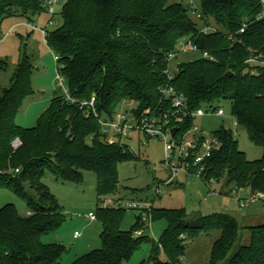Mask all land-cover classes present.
Wrapping results in <instances>:
<instances>
[{
  "label": "trees",
  "instance_id": "obj_1",
  "mask_svg": "<svg viewBox=\"0 0 264 264\" xmlns=\"http://www.w3.org/2000/svg\"><path fill=\"white\" fill-rule=\"evenodd\" d=\"M198 1L193 16L194 6L175 0H66L62 24L47 30L48 45L60 58L57 69L74 98L96 97L99 116L112 118L126 99L136 102L139 113L173 110L172 98L164 92L171 87L185 97L190 113L230 102L239 126L264 150V0ZM44 5L42 0H0V28L5 18L33 15ZM207 26L214 30L202 31ZM181 40L193 41L201 56L180 63L170 78L168 55ZM2 66H8L5 60H0ZM34 73L24 55L10 86H0V190L20 196L28 210L23 215L13 203L0 209V264H58L66 250L44 240L65 220L64 208L43 180L46 171L74 182L82 181L84 171H94L98 194L104 196L119 187V164L135 158L127 145L102 135L98 117L86 115L85 108L62 94L54 96L34 127L18 125L23 102L35 93ZM194 122L186 117L178 124L179 134L188 133ZM213 136L220 144L204 162L205 182L224 179L226 193L242 187L264 193V156L249 160L225 126ZM125 212L99 207L103 245L72 264H123L144 243L151 244V251L140 264H182L186 241L213 231L220 234L207 264H264V223L249 227L251 240L244 245L241 229L246 227L238 216L214 212L190 221L183 209L153 208L152 220H167L155 240L146 232L135 235L143 227L140 216L131 230L122 229Z\"/></svg>",
  "mask_w": 264,
  "mask_h": 264
},
{
  "label": "rangeland",
  "instance_id": "obj_2",
  "mask_svg": "<svg viewBox=\"0 0 264 264\" xmlns=\"http://www.w3.org/2000/svg\"><path fill=\"white\" fill-rule=\"evenodd\" d=\"M175 1H182L185 4L191 2V0ZM194 1L199 8V1ZM65 2L66 0L56 2L54 16L49 13V7L44 5L36 14L29 16L16 14L5 18L2 22L0 60H5L8 66L0 68V86H10L11 76L24 55L28 56L35 68L33 77L35 93L26 98L16 118L17 124L22 127H34L39 117L50 107L54 96L62 94V89L57 84L58 69L55 52L45 43L41 30L46 29L50 32L62 24L61 11ZM52 17L54 20L50 22ZM199 25L203 24L199 22ZM200 56L201 53L197 50L180 52L170 61L169 69L175 74L180 63L194 61ZM131 106H136V102L126 99L118 106L116 115ZM221 106L225 110V116L209 114L196 118L193 128L186 134L187 140L201 134L212 138L213 131L225 126L234 132L239 148L247 154L249 160L263 158V148L250 140L247 130L242 126L235 128L230 102L224 101ZM196 127L199 129H195ZM101 132L109 142L114 140L113 133L105 132L103 128ZM117 141L127 145L135 158L124 160L119 164V187L113 194L99 196L98 179L94 171H84L80 182L57 180L50 171L45 173L44 182L65 211L63 225L55 233L44 238L46 242H58L65 246L66 250L58 264H72L77 258L102 247L103 223L99 218L91 219L90 213L98 216L99 207H104L105 202L111 199L128 198L136 202H148L157 209H183L190 221L214 212L233 214L238 216L241 224L246 227L241 229L240 243L244 245L249 244L251 240L249 227L264 223V215L257 219L250 218L252 217L250 214L257 210L256 207L264 206L263 203L239 206L236 194L225 192L228 190L224 186V179L209 184L203 177L198 176L200 170L196 167L192 168L193 174L181 172L172 184L160 182L168 178V173L163 167L165 145L162 140L147 139L137 133L131 137H119ZM158 188L159 192H157ZM8 203L15 204L21 214L28 213L27 205L20 196L10 190H0V209ZM139 216H141L139 209H127L122 229L131 230ZM140 222L143 227L138 230H145V234L155 240L161 238L167 227V220L164 218L148 219L145 224ZM75 232H79L80 237L76 238ZM136 232L137 230L135 234ZM219 234V231L203 232L197 237L188 239L182 264H207L212 245ZM150 251L151 244L144 243L133 257L123 264H140L148 259ZM164 258L165 255L162 254V259Z\"/></svg>",
  "mask_w": 264,
  "mask_h": 264
},
{
  "label": "built area",
  "instance_id": "obj_3",
  "mask_svg": "<svg viewBox=\"0 0 264 264\" xmlns=\"http://www.w3.org/2000/svg\"><path fill=\"white\" fill-rule=\"evenodd\" d=\"M44 4L49 7V13L55 15L54 5L58 0H42ZM190 4L194 6L192 8L193 14H196L197 8H195L196 3L191 0ZM214 30L213 27H204L202 31ZM42 34L44 36L45 43L47 41V30L42 29ZM244 31V28L242 29ZM197 50L196 44L191 40H181L175 51L168 55V60L176 58L180 52H189ZM205 57H209L207 53L204 54ZM213 59V57H210ZM59 56L55 54V61L57 65L59 64ZM167 75L171 78L173 73L170 69L166 71ZM58 86L62 89V95L71 104H78L81 108H85V114L90 115L93 113L96 117L100 119L101 127L105 132H111L114 134V140L110 142H116L119 137H131L135 134L143 135L147 139H160L165 145V158L163 161V167L168 173V178L163 180L164 184H172L181 172L188 174L192 173L193 167L200 166V173L198 176L202 175L204 169L205 160L210 157L212 151L219 147V141L214 136L212 138L206 135L192 136L191 139L186 138V134L181 135L179 130V125L182 123L186 117L191 116L196 119L198 117H203L206 115H216L225 116V110L222 106L211 107L209 109L200 108L195 112L190 113L186 99L183 95L176 93L174 88L165 90V94L172 98L173 110H165L159 114H156L151 109H147L143 112H137V106H131L127 108L123 113L108 117L107 115L99 116L98 111L95 107L96 97L93 96L90 100H79L74 98L68 88L66 77L62 72L58 70L57 75ZM234 126L237 129L239 124L237 120L234 121ZM178 127V131L175 135L172 134V129ZM195 129H199L196 127ZM194 130V129H193ZM119 142V141H117ZM15 145H20L19 140L15 141ZM193 157V162L190 161ZM18 171V170H17ZM159 192V188L157 189ZM237 196V201L240 206L246 207L257 202H264V193L262 192H252L249 188H235L233 191ZM104 208H116V209H131L136 208L141 212L140 221L145 222L150 219L152 220L151 209L153 205L148 202H136L134 200H128L125 198L111 199L105 202ZM90 217L93 220L97 219V216L90 213ZM145 233V230H137V236H141ZM79 232L76 236H79Z\"/></svg>",
  "mask_w": 264,
  "mask_h": 264
},
{
  "label": "crops",
  "instance_id": "obj_4",
  "mask_svg": "<svg viewBox=\"0 0 264 264\" xmlns=\"http://www.w3.org/2000/svg\"><path fill=\"white\" fill-rule=\"evenodd\" d=\"M160 182H163V180H161ZM125 199H128V198H125ZM128 200H132V199H128ZM256 211L255 212H253V213H251L250 215H252V217H250V218H254V219H257V218H259V217H261L262 215H264V206L263 207H261V208H259V207H256ZM28 214V213H27ZM262 221V220H261ZM76 233L77 232H75V237L77 238V237H80V235L81 234H79V236H76Z\"/></svg>",
  "mask_w": 264,
  "mask_h": 264
},
{
  "label": "water",
  "instance_id": "obj_5",
  "mask_svg": "<svg viewBox=\"0 0 264 264\" xmlns=\"http://www.w3.org/2000/svg\"><path fill=\"white\" fill-rule=\"evenodd\" d=\"M177 131H178V127L173 128L172 129V134L175 135L177 133Z\"/></svg>",
  "mask_w": 264,
  "mask_h": 264
}]
</instances>
